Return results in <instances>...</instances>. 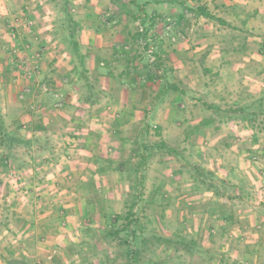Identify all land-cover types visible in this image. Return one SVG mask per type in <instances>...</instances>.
<instances>
[{
    "label": "rangeland",
    "instance_id": "374dc122",
    "mask_svg": "<svg viewBox=\"0 0 264 264\" xmlns=\"http://www.w3.org/2000/svg\"><path fill=\"white\" fill-rule=\"evenodd\" d=\"M96 1H98L97 4L85 6L84 9L101 6L100 10H108L109 6L107 7L105 1ZM242 1L246 2L240 0V2ZM83 2L91 4L93 0H72L70 13L73 17L75 8L77 6L81 8ZM149 2L142 0L141 5L144 6ZM226 2L229 3L228 0H224V4ZM159 6L163 10L166 9L164 4ZM255 6L261 9L260 17L254 21L256 26H260L259 30L262 33L257 34V37H260L264 34V0H256L251 4V8H248V11L251 12ZM234 7L233 11L236 12L247 10H242L239 5ZM136 12L137 10L133 6L130 15L128 14L130 16L127 25L128 32H130L129 38L120 33L119 29L121 28L116 29L119 32L115 31L113 26L110 29L105 28L110 27V24H107L111 23L108 19L110 17L105 18V25L100 18L97 21L100 30L98 31V28L95 30L102 38H95L97 42L100 41V38L103 41L96 44L95 47L103 53L101 52L99 55L97 52H92L93 55H99L101 58L100 66L101 63H105V66H101V68H107L108 65L104 59L106 57L104 51L111 49L114 44L126 42L135 47L137 35L132 18H135ZM237 14L233 15L240 20L237 28H244L241 20L245 19L244 17L238 18L240 14ZM163 15L164 18L159 19L171 18L176 21L172 17ZM219 15L230 20L222 10L213 11L212 16L219 18L217 17ZM62 16L63 14L57 11L52 0H0V117L4 122V129L8 133L19 131L24 138L42 140L29 150L22 146L15 149L14 153L17 157L27 162L23 169L15 170L11 161L7 163L6 171H3L0 166V264H57L56 261L61 256L57 257V254L50 250L54 247L66 249L67 257H63L62 264H100L99 255L105 250L110 251L113 257L116 256V253H121L122 258L119 257L116 264H126L128 250H135V248L149 250L148 245L143 244L144 238L156 235L171 240L172 234L175 232L194 238L208 254L202 256L190 254L182 249L177 250L178 246L161 244L152 255V264H218L221 256L226 264H264V127L253 129L241 124L235 126L238 128L234 129L235 133H232V130L228 132L219 126L206 130L207 136L214 133L212 141L197 140V143L189 148L187 144L181 143L182 147L189 151L190 162L177 161L180 166H177L178 175L174 182H181L178 184L181 188L179 190L175 188L176 190L172 191L170 187L164 194L161 192L160 185L157 187V182L153 176L151 177L150 172L153 163L158 159L161 160L163 155L166 156L160 149L162 145H165V142L161 140L159 123H150L144 137L143 145L147 149L142 152L146 155L152 154L145 169H141L142 160L139 158L124 159L125 150L121 151L118 147H115L112 152H108L112 154V157H100L107 154L106 146L100 149V154L96 148L92 149L91 147L85 150L86 153H74L76 147L72 140L78 137L76 122L79 117L75 115L73 109L65 110L66 117L68 116V120L74 121L73 124L76 128L67 127L65 131L62 130L60 126L65 124L64 118L56 116L52 121L46 117L45 113L51 114L49 111L51 109L53 113L57 114L64 111L65 106L63 108H55L54 104L48 106L49 102H45V97L53 98L51 95L43 93L41 89L43 85H48L58 92H73L75 98H78L76 92H78L79 85H76L77 78L71 73L70 59L64 52L63 45L54 37L55 22L58 17ZM185 17L186 20L184 19L180 25L183 29L182 33L186 36L185 40H181L179 37L176 44H171L166 40H157L159 59L161 57V60L166 62V58H171L172 50L177 47L181 48L179 52L184 56L189 47H193V51H196L195 54H200L201 46L203 47L206 43L201 29L217 32L218 39L216 40L221 43L243 41L244 35H239V32H236L232 27L230 30L222 29L224 26L218 24L219 28L211 29V25L205 20L202 21L201 15L193 11H187ZM142 20L149 29L152 28L154 31L151 35H162L164 30L162 23L154 25L152 18L149 17ZM209 21L210 24H217L216 20L209 18ZM28 22H32L31 27H28ZM78 38L81 40L80 32ZM135 53L138 55L137 50ZM137 55L128 58H136ZM198 57L197 55V61ZM258 57L259 61L255 64L256 66L259 64L260 70L255 71L253 66L249 65L245 68L243 77L240 74L236 81H219L218 78L212 79L210 76L208 78L211 80L204 79L201 70L197 67L194 89L187 92V97L179 100V98H173L172 93L174 92L170 93L172 96L167 99V103L174 109V114L173 117L169 112L166 115L175 118V124H178V120L181 122V127L178 124V129H175L179 131L180 139L186 134L190 136L202 134L205 131L206 128L204 129L200 123L209 114L203 113V104L219 105L222 109L237 104L252 109L255 100L264 99V57L261 55ZM138 64H142L141 68L146 70L143 67L144 61H138ZM158 66L159 63L152 69H156ZM27 67L36 73L32 78H27L25 75L24 69ZM113 67L114 74L118 76L122 69L121 64L118 63ZM163 69L167 73L161 72L160 74L158 72L154 77L158 80L166 74L168 80L163 78V83L158 81L151 84L155 87H158L159 84H167L169 90L177 82L172 80L174 77L171 78L173 75L168 65L167 67L165 65ZM91 79L94 84L102 88L99 79H95L93 75ZM114 79L116 76L107 80L105 87L107 84L113 87L116 83L115 88L119 89L120 85L116 80L113 81ZM157 84L158 86H156ZM26 88L30 89V93L22 98ZM205 89L209 90V95L205 94ZM104 91L106 90H103V94ZM155 99L156 97H153V102L151 99L150 103H154ZM104 102L106 101L104 100ZM45 107H49V109ZM44 108L46 110L40 111ZM104 110V113H112V107L111 110H108L107 107ZM169 110L171 109L169 108ZM104 113L98 117L96 115V118L100 120L102 116H105ZM102 119L104 120L103 117ZM83 120L87 123L90 121L88 117H84ZM189 121L196 122L193 128H191V124H188ZM31 122L33 123L31 124ZM217 123L219 122H216L214 126H217ZM219 124L221 125V123ZM195 126L196 128H194ZM135 131L136 129H133L132 132ZM223 132L233 135L220 143L213 140ZM61 136H63V140H61ZM48 138L51 139L53 145L47 150L41 142ZM201 144L206 145L209 148L206 152L212 154L206 157L207 160L198 156L199 151L196 147ZM215 146H218L217 151L219 148L222 149V152L224 149H228L244 157V160L240 162L238 160L235 169L228 172L225 165L224 168L220 167L218 160L215 159L220 156V153L216 154L214 151ZM137 150L139 151V148ZM141 150H144V147L141 146ZM133 153L131 152L130 156ZM4 154L3 148H0V159ZM96 158L100 160L97 161ZM108 160L112 161L109 163ZM54 161H56V166L51 173H48L50 167L54 166ZM98 166H100V172H104L106 176L94 179L90 175L91 172L99 170ZM195 166H201L207 172H211L212 177L214 175V180L212 177H207L210 180L209 184L212 182L217 184L218 187L223 188L221 190L227 192L226 194H235L237 188H242L247 192L244 194L246 197L243 201L233 203L215 197L211 191L202 188L196 189L195 182L191 177ZM113 167L122 171L120 180L113 172L115 171ZM136 175L145 177L142 190L143 201L135 210L140 224L145 227L144 237L137 231L139 238L134 241L131 235L137 228L131 226L127 229L124 228L125 231L115 239L105 238L99 234L98 238L91 240L85 233L87 230L96 231L98 226L109 228L114 224L116 217L121 213L124 195L129 190V176L134 178ZM96 180L108 188L100 187L102 188L100 192L97 189V184L93 183ZM108 185H115V191L113 192V188H109ZM179 198H182L181 202L183 203L179 204ZM120 229L124 230L123 227ZM67 232L68 239L60 240V244L52 241L51 236ZM29 234L32 236L28 237ZM88 240L90 246L84 245L78 258L74 260L70 255V249L73 246L79 248L80 243H86ZM41 250H45L47 254L44 258L37 259L33 254ZM112 256L111 258H113Z\"/></svg>",
    "mask_w": 264,
    "mask_h": 264
},
{
    "label": "crops",
    "instance_id": "0c3cea01",
    "mask_svg": "<svg viewBox=\"0 0 264 264\" xmlns=\"http://www.w3.org/2000/svg\"><path fill=\"white\" fill-rule=\"evenodd\" d=\"M104 1L107 3V7L109 6L108 10H100L101 6L92 9H84L85 6H93V4H97L98 1L93 0L91 4L83 2L81 8H78V6L77 8H75L74 20L78 23L79 26V32L81 35L80 41L82 44L83 52L85 54H88L90 57L89 64L91 74L95 79H99L101 81L100 83L102 85V89L106 90L104 91L106 102H103L105 104H101L100 106L94 108L90 114H87L86 112L77 110L76 101L78 98H75L73 92H62L66 100L64 111L58 112L56 114L53 113L50 109L49 111H51V114L47 112L45 113L47 114L46 117H48L52 121L56 116L62 117L61 119L64 118L65 124H63V126H60L64 131L67 127H77L78 137L72 140V143H74V146L76 147L74 153H86L85 150L91 147L92 149L96 148V150L99 151L98 154H100V149L106 146L107 154L100 157H112V154L108 152H112L115 147H118L121 151L125 150L124 159H141L142 140H140V137L142 135V132H145L143 130L149 128L150 123L160 124H158V126L161 129V140L171 148L182 146L181 143L187 144V147L189 148L191 145L196 144L197 140L201 139L203 141H212V135L214 133H211L209 134V136H207L206 130L215 129L219 126H222V128H225V130H227L228 132L232 130V133H235L234 129H237L238 127H235L233 125H220L219 123H217V126H214L215 124L207 125L208 123L206 124L205 121H202V123L200 124H202L204 129L206 128L205 131L202 132V134H195L190 136L186 134L180 139V136H178L179 131L175 129H178V124L181 127V122L178 120V124H175L176 119L170 118L168 117L169 115H166L169 112L172 113L171 115L173 117L174 114V109L167 103V99L171 97L172 94L174 96L173 98H179V100L183 99L185 96L187 97V92H191V89H194L193 87L196 82L195 76L198 71L197 67H199V69L201 70V74L204 79H207L210 76V78L212 79L218 78L219 81L226 82L232 80L236 81L239 78L240 74L243 77L245 68L249 65H252L253 70L255 71L260 70V68L258 67L259 64H257L256 66L255 63H258L259 61L258 56L261 55V57H264V34L260 37H257V34L262 32L259 30L260 26H256L254 21L256 20V18L260 17L261 9L255 6V8L251 10V12L248 11V8H251V4L255 3L256 0H245L246 2L242 1L244 2V4H242L240 0H228L229 3L226 2V4H224V0H170V2L169 0H148L150 2L145 3L144 6L141 5L142 0H103V2ZM100 2H102V0ZM162 4L165 5V10H163V8H160L159 5ZM76 5L78 4L76 3ZM236 5H239L242 10H247L245 12L233 11V9H235L234 6ZM133 6H135L137 10L136 14H134L135 18H132L134 23H136L139 17L141 18L142 16L145 19L146 17H149L150 19L164 18L163 14H165L166 17L174 18L177 22V25L182 24V21L186 18L185 13H187V11L198 13L199 9H204L207 11V13L212 15L214 10H222L223 14L229 17L230 20L227 18H223L221 15L217 17H219L218 19H220L223 23L217 22V24H210L209 18L205 17L204 15H201V18H203V20H201H205L207 23H209V25H211V29L215 30L219 28L218 24L224 26L222 27V29L230 30V28L232 27L236 32H239V35H244V38L242 42L240 41L238 43H221L216 40L218 39V37L216 36L218 34L217 32H208L207 29H201L200 31L203 32L202 36L204 37V41H206V43L203 47L201 46L200 54H195L196 51H193V47H189L187 48V52L184 56L179 52L181 48L177 47L176 49L174 48L175 50H172L173 56L171 55V58H166V62L165 60L160 59L159 66L156 67V69H149L148 75L150 76V78H152L154 75H157L159 71L163 70V73H167V71L164 72L163 68L165 67V65L166 67L168 65L171 68L170 71L173 75L171 76V78L174 77L172 80L174 82H177L176 85L172 86L171 88L169 87V90L167 84H159V86L157 84L156 86L158 87H155V85L151 83L148 86H138L135 85V83L137 76L143 72V68L141 69L142 64H138L137 57L131 59L126 58L124 60L118 57L117 46L123 44L122 42L120 44L117 43L118 45L114 44L111 49L104 51V54H106V57L104 59H106V63H108L107 68H101L99 63L101 61V58H99V55L102 51H99V49L95 47L96 44H99V42L101 43L103 41L101 39L102 37L99 36L95 30L96 28H98V31L100 30L99 25L97 26V21L99 20V18L104 24L105 18L110 17L108 18L111 22L109 25L110 27L105 28L110 29L113 26L112 28H114L115 31L121 28L119 29V31H121L120 33L126 35V37L129 38L130 32H128L129 27L127 25L129 23L130 16H128V14L130 13ZM236 13H238L237 15L240 14L239 17L237 16L238 18L244 17L245 20H241L243 21L242 24L245 26L244 28H237L239 27L237 24L240 20L234 17V14ZM252 23H254V25H252ZM180 29H182V27ZM95 37H98L97 39L101 37L100 41L97 42V39ZM94 40L96 42H93ZM213 40L215 41L212 42ZM92 51L94 53L97 52L99 55H93L94 53ZM197 55L199 56L198 61L196 58ZM118 63L121 64L122 69L120 74L117 76L114 74L115 71L113 66H116ZM69 65L71 69V63ZM143 67L146 68V71L148 70V68L144 64ZM161 67L163 68L160 69ZM115 76L116 79H114L113 81L116 80V82L120 85L119 89L115 88L117 86L116 83H114L113 87H111L112 85L110 86V84H107V87H105V83H107V80ZM163 78H166V81L168 80L165 74L161 79H156V82L160 81V83H163ZM210 78L208 79L211 80ZM126 83H130L132 85L130 89H128L129 91L124 87V84ZM171 92L174 93L170 95ZM208 92L209 90L205 89L206 95H209ZM153 97H156V99L154 100V103H150L151 99V102H153ZM45 102H49L47 103L48 106L53 105L54 103L53 99H48L46 97ZM105 107H107L108 110H111L112 107V113H104ZM45 108L49 109V107ZM45 108L40 111L46 110ZM169 108L171 110H169ZM67 109H73L75 115L80 118H78L76 122L78 124L76 127L75 124H73L74 121L68 120L69 117H66L65 110ZM205 112L206 111H203V113ZM103 113L105 114V116H102L104 120L102 119V117L100 120L96 118V115L98 117ZM106 115H108V117H106ZM84 117H88V119H90L89 123L83 120ZM32 123L33 122H31V124ZM195 123V121L188 122V124H191V128H193V125ZM194 128H196V126ZM133 129H136V131L132 132ZM228 132H223V134L216 138L213 137V140H216L218 143H220L229 139V137L231 138V135L233 134ZM63 139V136H61V140ZM94 139L97 141H95ZM69 145H71V143ZM138 148L139 151L136 150ZM196 148H198L199 151L198 156L204 160H207L206 157L209 154L212 155L211 153L206 152V150L209 149L206 147V145L201 144ZM216 149H218V146H215L214 151L216 152V154L217 152L220 153V156L215 157V159L218 160V164L220 167L224 168L225 165V168L228 172L235 169L236 165L238 164V160L239 162L244 160V157L233 153L228 149H224V152H222V149L220 148L219 151H217ZM131 152H134L131 155L132 157L130 156ZM96 160L99 161L100 159L96 158ZM110 161L112 160H108L109 163ZM177 161L179 162L178 159L166 154V156L163 155L161 160L158 159V161L154 162L151 166V177L153 176V178H155L157 187L158 185H160V189L162 190L161 192H163V194L166 193V191H168L170 187L172 191L175 188L177 190L181 188V186L178 185L181 182H174L177 178L176 175H178L177 166H180ZM98 169L99 170L97 171L91 172L92 174L90 175V177L96 179L97 177L104 178L106 176L104 172H100V166H98ZM113 170H115L113 172L117 174L118 179L120 180L122 171L118 170L117 167H113ZM179 170H181V168H179ZM179 175L180 177H182L181 174ZM93 183L97 184V189H99L100 192L102 191V188L100 187L105 186L100 184L101 182L97 180ZM108 186L109 188H113V192L115 191V185ZM107 188L108 187L105 186L103 189ZM165 196L168 197L167 194H165ZM181 199L182 198H179V204L183 203L181 202ZM193 202L196 203V201ZM67 234L68 232L65 234L62 233L61 235H58L56 233L55 236H51L52 241L60 244V240H64L66 238L68 239ZM30 235L31 234H29L28 237H30ZM50 250L54 254H57V257L61 256L58 261H56V259L55 261L57 262V264H62L64 262L63 257H67L65 254L66 249L54 247ZM46 254L47 253L45 252V250H41L37 253H34L33 255H36V258L40 259V257L44 258Z\"/></svg>",
    "mask_w": 264,
    "mask_h": 264
},
{
    "label": "trees",
    "instance_id": "16d2710c",
    "mask_svg": "<svg viewBox=\"0 0 264 264\" xmlns=\"http://www.w3.org/2000/svg\"><path fill=\"white\" fill-rule=\"evenodd\" d=\"M53 4L57 8V11L63 14L62 17H58L54 29V37L60 41L63 45L64 52L68 55L71 63V73L74 75L76 80V85L78 84V99L76 101L77 110L86 112L90 114L92 110L100 106L104 100L103 89L100 86H97L92 81V74L90 69V57L88 54H85L82 49V44L78 38L79 26L78 23L74 20L73 15L70 13V6L72 5V0H52ZM198 15H204L207 18L216 20L219 23H223L221 20L207 13L204 9L198 10ZM255 104L252 109L248 107H242L239 105L227 107L222 109L219 105H207L203 104V111H206L209 115L204 118V121L207 125L215 124L219 122L223 125H233L238 126L245 124L247 127L253 129H262L264 127V99L255 100ZM238 103V102H237ZM0 148H3L5 154L0 159V166L3 168V171L7 170V163L11 161L14 164L15 170H21L26 165L27 162L20 160L17 155L14 153L15 149L18 146H22L29 150L36 143H39L42 140L32 138L27 139L20 134L21 132L16 131L13 133H8L4 129V122L0 117ZM148 129V128H147ZM147 129H144L140 137L141 146L144 147L145 151L147 147L143 145L144 137L147 134ZM45 149H49L53 142L50 138L41 142ZM161 151L165 154L174 157L179 160V162L185 161L190 162L188 158L189 151L182 146L177 147H168L166 144L161 146ZM137 150V149H136ZM138 151V150H137ZM148 152V151H147ZM152 154H145L142 152L141 155V169H145L148 165V162L151 160ZM54 166L50 167L49 172L51 173L56 166V161H54ZM195 182L196 189H204L206 191H211L215 194V197L228 201V202H240L246 197V190L242 188H237L235 194H226L223 188L217 186L212 181L209 184L210 180L207 177H212L211 172H207L201 166H195L194 171L191 176ZM124 178V177H122ZM213 180L214 175H213ZM129 190L124 195L123 207L121 213L116 217L114 224L109 228H104L98 226L96 231L87 230L85 233L89 236L91 240L98 238L99 234L103 235L105 238L118 237L121 232H124L125 229L136 226V230L132 232L131 238L134 241H137L139 236L144 237L145 227L140 224V220L136 216L135 210L139 207L142 200V190L144 189L145 177L136 175L134 178L129 176ZM123 227L124 230L120 228ZM137 231H139L137 233ZM101 236V237H103ZM172 239H163L157 237L156 235L150 236V238H144L143 244H147L149 250L146 249H136L128 250L126 253L127 263L126 264H152V255L157 251L158 247L161 244L172 245L177 248V250H185L190 254L198 255H207L208 252L202 248L194 238L185 236L180 232H175L172 234ZM90 240V241H91ZM90 246V242L80 243L79 248L73 246L70 249V255L76 260L79 256L80 251H82L83 246ZM81 248V249H80ZM80 249V250H79ZM110 251L105 250L100 257V264H116V261L122 258L121 253H116V256H112ZM218 264H226L223 256Z\"/></svg>",
    "mask_w": 264,
    "mask_h": 264
},
{
    "label": "built area",
    "instance_id": "2783aa9c",
    "mask_svg": "<svg viewBox=\"0 0 264 264\" xmlns=\"http://www.w3.org/2000/svg\"><path fill=\"white\" fill-rule=\"evenodd\" d=\"M143 18H139L136 23V42L135 47H133L131 44L123 43L120 46H117V54L118 57L121 59H126L129 56L132 57L133 55H137L135 51H138V61H144L145 66L148 68V70H144L137 76L135 85L138 86H146L150 83H155L156 78L153 76L150 78L149 69H152L159 63V54H158V44L157 40H166L171 44L177 43V38L181 37V40H185V34L182 33V29L180 25H177V22L174 21L171 18L161 20L159 18H152L154 22V25H158V23H162L164 30L162 31L161 36L151 35L154 31L152 28L149 29V27L143 23ZM110 24V23H107ZM32 22H28V27H31ZM181 31V32H180ZM164 34V35H163ZM160 38V39H159ZM158 54V55H157ZM101 66L104 67L105 63H101ZM142 69V68H141ZM25 75L27 78H32V76L36 75L34 70H31L29 67L24 69ZM162 71H159L161 74ZM125 88H130L132 85L130 83L124 84ZM42 92L47 93L52 96L53 98V104L55 108H63L66 104L65 96L62 92H58L51 88V86L43 85L42 86ZM53 89V90H52ZM30 93V89L26 88L24 90V93L22 95V98H25Z\"/></svg>",
    "mask_w": 264,
    "mask_h": 264
}]
</instances>
